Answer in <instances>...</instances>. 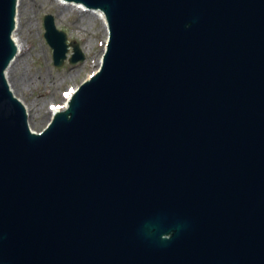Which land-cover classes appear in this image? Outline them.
<instances>
[{"label":"water","instance_id":"obj_1","mask_svg":"<svg viewBox=\"0 0 264 264\" xmlns=\"http://www.w3.org/2000/svg\"><path fill=\"white\" fill-rule=\"evenodd\" d=\"M63 1L108 41L36 133L0 0V264H264V0ZM44 28L56 67L85 60Z\"/></svg>","mask_w":264,"mask_h":264},{"label":"rangeland","instance_id":"obj_2","mask_svg":"<svg viewBox=\"0 0 264 264\" xmlns=\"http://www.w3.org/2000/svg\"><path fill=\"white\" fill-rule=\"evenodd\" d=\"M82 7L59 0H18L20 26L15 36L21 39L24 49L14 73L19 84L11 78L9 85L30 109L29 124L36 133L47 127L56 108L66 104L67 94L89 79L101 65L108 32L95 11H83ZM46 15L54 17L56 27L67 34L68 42L79 44L85 56L83 62L70 64L67 60L62 67L54 65L53 50L44 37ZM72 54L71 48L69 57Z\"/></svg>","mask_w":264,"mask_h":264},{"label":"bare ground","instance_id":"obj_3","mask_svg":"<svg viewBox=\"0 0 264 264\" xmlns=\"http://www.w3.org/2000/svg\"><path fill=\"white\" fill-rule=\"evenodd\" d=\"M59 1H62V3H66L67 4V2L66 1H63V0H59ZM20 2V1H19ZM82 9H83V11H85V10H87L86 8H83L82 7ZM89 11H92V10H89ZM96 13H97V15L98 16H100L101 18H102V20H103V22H104V26H105V28H106V31L108 32V24H107V21H106V19H105V16H104V14L103 13H101V12H97V11H95ZM19 26H20V20H19V18H18V15H17V27H16V31L19 29ZM16 31H15V33H14V35H13V38H14V41H15V43H16V45H17V47H18V55H17V57L12 61V63L10 64V66H9V68L7 69V71H6V77H7V80H8V83H9V81H10V83H11V78H13V79H15L14 80V82H15V84L17 85V84H19V81L20 80H17L16 78H15V76H14V73H15V71L17 70L16 68H17V62H18V58H19V56L21 55V54H23V49H24V46H23V42L21 41V39L20 38H17L16 36H15V34H16ZM19 66V65H18ZM9 83V84H10ZM29 84H30V82H28ZM10 87H11V85H10ZM11 89H12V87H11ZM77 89V88H76ZM76 89H72L68 94H67V96H66V104L65 105H63V107H59V108H56V110L55 111H60V110H63V109H65L66 107H67V104H68V101H69V99L71 98V96L73 95V93H74V91L76 90ZM26 109H27V112H29L30 113V109L28 108V107H26ZM54 111V112H55ZM53 112V113H54ZM28 113V114H29ZM29 118H30V116H29Z\"/></svg>","mask_w":264,"mask_h":264}]
</instances>
